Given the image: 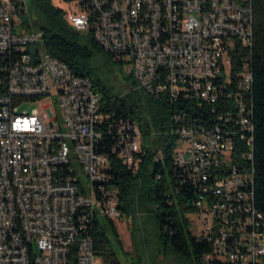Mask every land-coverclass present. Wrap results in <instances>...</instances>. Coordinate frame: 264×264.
Listing matches in <instances>:
<instances>
[{
    "label": "built area",
    "instance_id": "2783aa9c",
    "mask_svg": "<svg viewBox=\"0 0 264 264\" xmlns=\"http://www.w3.org/2000/svg\"><path fill=\"white\" fill-rule=\"evenodd\" d=\"M75 1L76 11L64 10L68 25L92 33L136 73L140 90L173 108V162L181 185L196 190L199 238L214 251L204 264H264L246 98L252 0ZM24 5L0 0V264H103L94 223L124 215L100 146L110 137L112 154L136 172L143 132L132 119L104 114L90 79L47 53L43 32H15ZM53 92L61 117L52 104L21 112Z\"/></svg>",
    "mask_w": 264,
    "mask_h": 264
},
{
    "label": "trees",
    "instance_id": "16d2710c",
    "mask_svg": "<svg viewBox=\"0 0 264 264\" xmlns=\"http://www.w3.org/2000/svg\"><path fill=\"white\" fill-rule=\"evenodd\" d=\"M29 1L30 12L23 22L24 29L27 32H43L46 52L67 64L76 75L90 79L94 90L101 94L104 114L132 119L139 123L143 132L145 141L136 172L112 154L110 137L104 139V144L100 146L101 153L110 155V183L119 190L121 212L132 219L136 232H145L148 240L144 243L150 246L151 239L158 254L172 256L181 264H204V257L206 259L213 254L212 245L189 230L186 215L195 212L197 193L193 186L181 185V174L173 162L177 138L167 135L171 129L172 106L163 97L146 94L148 98L142 99L137 82L124 95L111 94L100 81L92 79L97 57L113 58L97 43L94 35L69 26L64 19V10L54 6L53 0ZM252 6V89L249 97L253 102L256 127L254 197L256 208L264 214V0H252ZM152 134L157 135L158 140L153 141ZM108 222L122 245L114 222L109 219ZM91 234L103 264H120L106 228L100 221H95ZM142 262L143 259L139 258L136 263L130 264Z\"/></svg>",
    "mask_w": 264,
    "mask_h": 264
},
{
    "label": "rangeland",
    "instance_id": "374dc122",
    "mask_svg": "<svg viewBox=\"0 0 264 264\" xmlns=\"http://www.w3.org/2000/svg\"><path fill=\"white\" fill-rule=\"evenodd\" d=\"M75 0L71 2H64L63 0H53V4L56 7H59L63 10L69 9V7L74 6V11L77 10L75 7ZM19 19L23 23L26 21L28 14L30 12V1L25 0V5L19 9ZM15 32H24V27L19 26L15 28ZM97 64L92 75L94 81H100L102 86L106 88L113 95H124L128 93L133 84L137 82L136 73L133 71L131 74L128 71L127 64L125 61L120 63L115 61L114 58H107L104 55L97 57ZM230 67L227 66L226 72L229 73ZM140 96L142 99H146V93L140 90ZM52 104L58 116L61 117V108L58 101V96L53 92L49 97L43 98L40 101L29 102L21 108V112H31L34 109H41L42 106ZM153 141L158 140L157 135H151ZM144 136L142 135V142L144 144ZM156 146V143H155ZM76 171L81 173L79 167L75 166ZM187 219L189 220V230L194 236L201 237L202 227L198 221L197 214L193 211L187 213ZM102 226L106 228L108 237L111 241L112 248L119 260L120 264H130L136 263V261L141 258L143 259L142 264H181L172 256H165L164 254H158L156 247L154 246L151 239L150 246L147 245L148 237L145 235V232L138 233L133 228V221L127 216L122 217L119 220L113 221L114 227L119 234V239L122 242V245L119 244L117 238L113 234L111 225L107 219L100 218ZM136 235V236H135ZM142 236V237H140ZM150 238V237H149Z\"/></svg>",
    "mask_w": 264,
    "mask_h": 264
},
{
    "label": "bare ground",
    "instance_id": "6f19581e",
    "mask_svg": "<svg viewBox=\"0 0 264 264\" xmlns=\"http://www.w3.org/2000/svg\"><path fill=\"white\" fill-rule=\"evenodd\" d=\"M251 80H252V75L250 71H248L246 72V98L247 99H250L249 94L252 89ZM26 100H33V92H26ZM205 260H214V251H213V254L207 256Z\"/></svg>",
    "mask_w": 264,
    "mask_h": 264
}]
</instances>
